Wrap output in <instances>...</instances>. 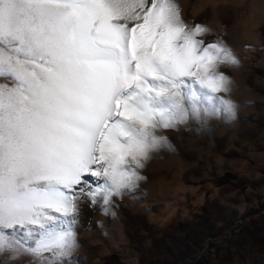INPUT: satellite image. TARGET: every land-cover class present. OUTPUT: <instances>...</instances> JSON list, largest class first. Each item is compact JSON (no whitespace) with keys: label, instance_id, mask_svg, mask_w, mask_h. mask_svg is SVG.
<instances>
[{"label":"snow or ice","instance_id":"6c2138e0","mask_svg":"<svg viewBox=\"0 0 264 264\" xmlns=\"http://www.w3.org/2000/svg\"><path fill=\"white\" fill-rule=\"evenodd\" d=\"M208 31L175 0H0V252L69 264L81 205L134 188L159 129L234 114Z\"/></svg>","mask_w":264,"mask_h":264},{"label":"rangeland","instance_id":"374dc122","mask_svg":"<svg viewBox=\"0 0 264 264\" xmlns=\"http://www.w3.org/2000/svg\"><path fill=\"white\" fill-rule=\"evenodd\" d=\"M238 63L221 66L233 113L159 129L134 188L81 205L69 264H264V0H175ZM0 83H10L0 78ZM0 264H34L0 252Z\"/></svg>","mask_w":264,"mask_h":264}]
</instances>
